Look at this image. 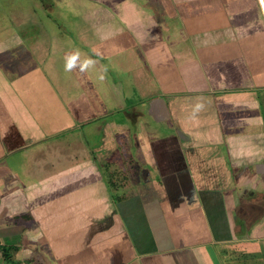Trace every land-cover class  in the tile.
Here are the masks:
<instances>
[{"label": "crops", "instance_id": "0c3cea01", "mask_svg": "<svg viewBox=\"0 0 264 264\" xmlns=\"http://www.w3.org/2000/svg\"><path fill=\"white\" fill-rule=\"evenodd\" d=\"M52 3L74 5L75 39L57 37L44 0L26 13L34 35L20 9L0 20L1 245L21 264L223 247L264 264L261 0ZM77 48L97 63L69 72L74 95L64 56Z\"/></svg>", "mask_w": 264, "mask_h": 264}, {"label": "rangeland", "instance_id": "374dc122", "mask_svg": "<svg viewBox=\"0 0 264 264\" xmlns=\"http://www.w3.org/2000/svg\"><path fill=\"white\" fill-rule=\"evenodd\" d=\"M38 1L39 0H0V20H4L8 18L12 19L13 16L10 14H13L14 12L18 11V9H20L19 11L21 12V14L25 13L23 14L25 18H21L19 20L20 21L23 20V22L25 23V25H23L24 27L28 26V29L25 32L27 33L28 36L34 35L35 30L29 29L30 23L28 22L29 20H27L28 16L26 13H29L30 11L28 10L33 9L32 6H35ZM44 2L48 5V9L43 11V16L50 17L47 19L48 20L47 22L54 23V25L56 26L55 28L57 32V37L60 40L71 37L75 39L77 35L76 22H77L78 14H76L75 10H72L74 9V5L72 6L68 5V7L66 8L65 4L55 5L52 3V0H44ZM37 11L38 13H42V11L39 8L37 9ZM8 15L12 17H8ZM10 32L12 33V35L13 32L18 35L19 29L13 31L10 29ZM67 73H68V77L67 74H65V78H67L69 81L70 92H73V94L74 92L76 94H79V90H81V85L79 84L78 79L75 77H71V73L69 72ZM132 81L135 82L134 80ZM131 85L140 88V85H138V83L135 84L131 83ZM127 89L128 91L130 90L132 93L129 96L132 95L134 99L133 100L134 102H132V104H134L135 99H139L138 97L139 96L141 97L142 95H140V92L139 94L134 93L135 90L137 89L133 86L130 89L129 88ZM120 119L122 121H125L126 117L120 116ZM42 251H43L42 257H44L43 258L44 262L42 261V264H59V261L55 259L50 252L45 253L46 251L44 250ZM200 251L199 253L198 251H196L193 253L180 254V258L177 256L176 258L172 259L169 256H162L161 258H159V260L158 259L148 260V261L143 260V261H137L134 264H225L226 261L230 262L231 264H258V259L256 255L255 257L245 256L243 260H241L242 258L241 259H237L236 257L233 258V256L229 254V252H231V249L229 248H224V247L219 249L217 248L216 251L214 249H211L205 253L204 250H202L201 252ZM29 264H39V263L35 261H31L29 262Z\"/></svg>", "mask_w": 264, "mask_h": 264}, {"label": "clouds", "instance_id": "9594fccd", "mask_svg": "<svg viewBox=\"0 0 264 264\" xmlns=\"http://www.w3.org/2000/svg\"><path fill=\"white\" fill-rule=\"evenodd\" d=\"M262 6H264V0H261ZM98 54V53H97ZM81 51L77 48L64 56V70L65 72H72L74 70H79L80 73H85L89 69L94 68L97 61L93 58L83 55L82 58ZM107 69H104V72L106 73ZM105 78L104 74L99 75V79L103 81ZM203 98L198 97L197 103L194 105L192 109V113L190 116V119H196L198 114L204 110L205 104L202 102Z\"/></svg>", "mask_w": 264, "mask_h": 264}, {"label": "trees", "instance_id": "16d2710c", "mask_svg": "<svg viewBox=\"0 0 264 264\" xmlns=\"http://www.w3.org/2000/svg\"><path fill=\"white\" fill-rule=\"evenodd\" d=\"M113 177V175H110ZM111 186H113L114 188V181L112 180L111 181ZM125 198H121V201L124 200ZM120 200H118L117 202H119ZM0 249L2 250L3 252V256H4V259H5V264H21L20 262H17L14 260V257H13V254L15 251L19 250L17 247L15 248H10V247H5V246H2L1 243H0Z\"/></svg>", "mask_w": 264, "mask_h": 264}]
</instances>
